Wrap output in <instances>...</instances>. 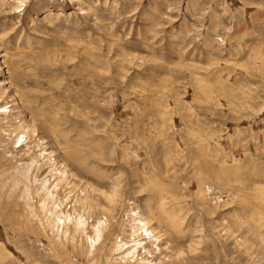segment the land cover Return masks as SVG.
<instances>
[{
    "label": "rangeland",
    "instance_id": "1",
    "mask_svg": "<svg viewBox=\"0 0 264 264\" xmlns=\"http://www.w3.org/2000/svg\"><path fill=\"white\" fill-rule=\"evenodd\" d=\"M0 264H264V0H0Z\"/></svg>",
    "mask_w": 264,
    "mask_h": 264
}]
</instances>
